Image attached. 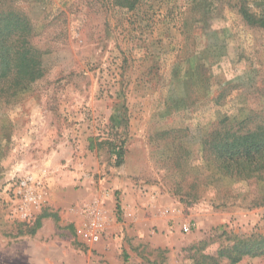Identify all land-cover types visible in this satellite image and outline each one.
Wrapping results in <instances>:
<instances>
[{"label": "rangeland", "instance_id": "obj_1", "mask_svg": "<svg viewBox=\"0 0 264 264\" xmlns=\"http://www.w3.org/2000/svg\"><path fill=\"white\" fill-rule=\"evenodd\" d=\"M122 1L0 0L44 72L0 100V264H209L233 237L264 236V183L221 176L201 146L224 117L264 111V27L240 9L264 20V0ZM28 174L46 202L21 221L8 186ZM102 192L113 212L90 246L75 210Z\"/></svg>", "mask_w": 264, "mask_h": 264}, {"label": "trees", "instance_id": "obj_2", "mask_svg": "<svg viewBox=\"0 0 264 264\" xmlns=\"http://www.w3.org/2000/svg\"><path fill=\"white\" fill-rule=\"evenodd\" d=\"M129 3L124 0L120 5L131 9L133 5ZM6 5L0 2V6ZM240 9L247 23L258 25L260 22L264 27V20H257L244 8ZM41 54L31 42V26L24 16L9 9L0 12V100L14 102L31 90L44 74ZM201 146L203 158L211 160L221 176L249 186L264 183V111L250 110L242 120L224 117L218 127L202 139ZM115 156L117 164L121 163V148ZM253 201L257 207L264 206V194ZM261 256H264V236L233 237L231 244L219 250L216 257L204 259L209 264H217L219 259L225 258L230 264H236L244 257Z\"/></svg>", "mask_w": 264, "mask_h": 264}, {"label": "built area", "instance_id": "obj_3", "mask_svg": "<svg viewBox=\"0 0 264 264\" xmlns=\"http://www.w3.org/2000/svg\"><path fill=\"white\" fill-rule=\"evenodd\" d=\"M12 195L14 214L21 221L33 219L46 202V187L44 180L31 174L17 178L9 184ZM108 194L102 192L89 200L82 202L76 208L79 224L75 229L76 236L82 243L94 246L100 243L106 235L110 224V214L105 200ZM185 230H188L186 227Z\"/></svg>", "mask_w": 264, "mask_h": 264}, {"label": "crops", "instance_id": "obj_4", "mask_svg": "<svg viewBox=\"0 0 264 264\" xmlns=\"http://www.w3.org/2000/svg\"><path fill=\"white\" fill-rule=\"evenodd\" d=\"M110 198L112 199V196H111V195L109 196V199H110ZM109 199H107L108 202H110ZM52 204H53L54 209H59L61 206L66 207V205H67V204H65V203H63V202H56V201H53V200H52ZM67 208H68V207H67ZM107 208H108L109 212H113V208H112V206H109L108 203H107ZM130 208H132L131 205H130ZM71 218H73V216L69 215V219H71ZM74 221H75L76 226H77V224H78V220H77L76 218H74L73 222H74ZM73 222H72V223H73ZM96 245H97V244H96ZM105 258L108 259V254H107V256H105ZM108 260H109V259H108Z\"/></svg>", "mask_w": 264, "mask_h": 264}]
</instances>
